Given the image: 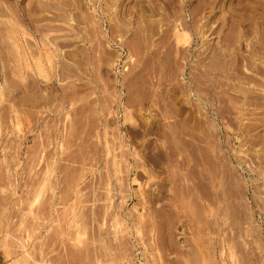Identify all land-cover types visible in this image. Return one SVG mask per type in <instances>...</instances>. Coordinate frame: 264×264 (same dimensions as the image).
Wrapping results in <instances>:
<instances>
[{"label": "rangeland", "instance_id": "rangeland-1", "mask_svg": "<svg viewBox=\"0 0 264 264\" xmlns=\"http://www.w3.org/2000/svg\"><path fill=\"white\" fill-rule=\"evenodd\" d=\"M0 264H264V0H0Z\"/></svg>", "mask_w": 264, "mask_h": 264}]
</instances>
